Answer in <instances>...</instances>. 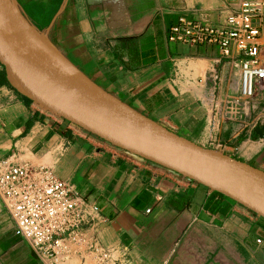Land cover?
Here are the masks:
<instances>
[{
	"label": "crops",
	"instance_id": "crops-1",
	"mask_svg": "<svg viewBox=\"0 0 264 264\" xmlns=\"http://www.w3.org/2000/svg\"><path fill=\"white\" fill-rule=\"evenodd\" d=\"M14 1L84 80L177 135L264 172V92L240 96L236 48L226 58L218 46L168 41L181 17L222 21L225 0ZM8 84L0 80V167L48 168L86 217L78 239L66 240L62 264H264L263 217ZM0 264H43L1 200Z\"/></svg>",
	"mask_w": 264,
	"mask_h": 264
},
{
	"label": "water",
	"instance_id": "water-1",
	"mask_svg": "<svg viewBox=\"0 0 264 264\" xmlns=\"http://www.w3.org/2000/svg\"><path fill=\"white\" fill-rule=\"evenodd\" d=\"M7 3L28 22L18 12L14 0H0V63L12 88L44 110L102 140L218 191L264 218V172L261 170L177 135L121 104L75 71L87 86L107 98L115 110L90 105L65 89L25 72L3 19Z\"/></svg>",
	"mask_w": 264,
	"mask_h": 264
},
{
	"label": "built area",
	"instance_id": "built-area-1",
	"mask_svg": "<svg viewBox=\"0 0 264 264\" xmlns=\"http://www.w3.org/2000/svg\"><path fill=\"white\" fill-rule=\"evenodd\" d=\"M225 17L217 23L181 17L168 41L187 46H218L226 58L236 48L243 99L264 92V0H225ZM0 200L19 236L43 264H62L66 240H77L85 214L68 185L45 167H0Z\"/></svg>",
	"mask_w": 264,
	"mask_h": 264
},
{
	"label": "bare ground",
	"instance_id": "bare-ground-1",
	"mask_svg": "<svg viewBox=\"0 0 264 264\" xmlns=\"http://www.w3.org/2000/svg\"><path fill=\"white\" fill-rule=\"evenodd\" d=\"M8 4L4 8L3 19L17 49L23 70L42 81L65 89L90 105L114 111L115 107L107 98L92 90L61 60L44 50L19 19L12 20L6 14Z\"/></svg>",
	"mask_w": 264,
	"mask_h": 264
},
{
	"label": "rangeland",
	"instance_id": "rangeland-1",
	"mask_svg": "<svg viewBox=\"0 0 264 264\" xmlns=\"http://www.w3.org/2000/svg\"><path fill=\"white\" fill-rule=\"evenodd\" d=\"M11 7H12V6H11ZM11 7L9 6V4L7 5V8H6V14H8V15L11 17L12 20L19 19V22L21 21V24H22V25H25V26L28 28V30L31 32V34H30V35H32L31 37H34V38H35V41H36V42H39L40 45H41V47H42L44 50L48 51L46 45H45L42 41L38 40V39L35 37L34 33L32 32L31 28L28 26V24H27V23H26V22H25V21L19 16V14H17L16 10H14V9L11 8Z\"/></svg>",
	"mask_w": 264,
	"mask_h": 264
},
{
	"label": "trees",
	"instance_id": "trees-1",
	"mask_svg": "<svg viewBox=\"0 0 264 264\" xmlns=\"http://www.w3.org/2000/svg\"><path fill=\"white\" fill-rule=\"evenodd\" d=\"M0 80H1V82H2V80H4V82L6 83V84H8V81H7V79H6V75L5 74H0ZM9 85V84H8ZM27 99V98H26ZM27 101H29V102H31L30 100H28L27 99Z\"/></svg>",
	"mask_w": 264,
	"mask_h": 264
}]
</instances>
